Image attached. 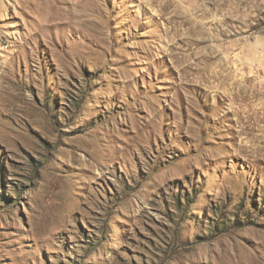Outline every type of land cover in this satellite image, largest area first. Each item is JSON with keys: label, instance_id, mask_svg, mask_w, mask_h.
Segmentation results:
<instances>
[{"label": "rangeland", "instance_id": "obj_1", "mask_svg": "<svg viewBox=\"0 0 264 264\" xmlns=\"http://www.w3.org/2000/svg\"><path fill=\"white\" fill-rule=\"evenodd\" d=\"M0 264H264V0H0Z\"/></svg>", "mask_w": 264, "mask_h": 264}]
</instances>
